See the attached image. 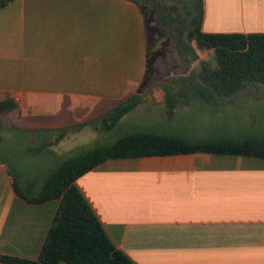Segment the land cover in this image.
I'll list each match as a JSON object with an SVG mask.
<instances>
[{
  "label": "crops",
  "instance_id": "1",
  "mask_svg": "<svg viewBox=\"0 0 264 264\" xmlns=\"http://www.w3.org/2000/svg\"><path fill=\"white\" fill-rule=\"evenodd\" d=\"M203 3L205 33H264V0ZM145 71L144 17L130 0H13L0 8V101L16 103L6 116L18 131L54 137L96 120L142 94ZM75 185L133 264H264V159H115ZM58 204L24 203L0 164V255L36 259Z\"/></svg>",
  "mask_w": 264,
  "mask_h": 264
},
{
  "label": "trees",
  "instance_id": "2",
  "mask_svg": "<svg viewBox=\"0 0 264 264\" xmlns=\"http://www.w3.org/2000/svg\"><path fill=\"white\" fill-rule=\"evenodd\" d=\"M12 1L0 0V8ZM130 1L139 7L142 15L144 10H149L155 26L172 42L176 72L161 84L168 116L173 115L180 102L232 100L249 88L264 94V33L203 32V0H190L187 7L180 6L177 0L176 3L171 0ZM198 52H211L210 58L201 59ZM147 73L146 64L145 89L149 84ZM143 101V95L136 93L96 120L56 130L53 144L98 122L102 131L109 132ZM16 107L10 97L0 101L1 128L18 129L6 116ZM51 144L49 141L41 143L38 151ZM193 153L264 159V136L191 142L155 133L128 134L111 144L64 160L41 183H29L24 188L20 187L18 177L5 168L14 193L24 203L42 205L57 200L59 204L38 257L32 260L0 255V263L133 264L114 247L89 202L75 185L76 180L108 160ZM0 164L3 165L1 161Z\"/></svg>",
  "mask_w": 264,
  "mask_h": 264
},
{
  "label": "rangeland",
  "instance_id": "3",
  "mask_svg": "<svg viewBox=\"0 0 264 264\" xmlns=\"http://www.w3.org/2000/svg\"><path fill=\"white\" fill-rule=\"evenodd\" d=\"M177 1L180 6L190 5V0ZM170 2L176 3V0ZM143 12L148 70L146 81L149 84L142 95L146 104L124 116L109 132L102 131L98 122L70 134L58 144H53V136L29 135L0 127V161L11 175L18 177L20 187L24 188L29 183L39 184L64 160L111 144L128 134L155 133L191 142L264 136V94L261 91L257 93L254 88L245 90L232 100L211 103L193 100L187 107L180 102L173 117L164 115L166 107L162 105L161 84L174 76L177 60L171 39L155 26L149 10ZM210 55L211 52L199 53L201 59H209ZM150 105H153L150 110L145 109ZM43 140L52 144L38 152ZM28 148L35 151H27Z\"/></svg>",
  "mask_w": 264,
  "mask_h": 264
}]
</instances>
